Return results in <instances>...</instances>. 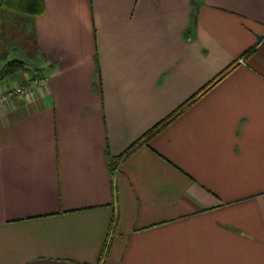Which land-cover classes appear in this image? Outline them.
<instances>
[{
    "label": "crops",
    "instance_id": "1",
    "mask_svg": "<svg viewBox=\"0 0 264 264\" xmlns=\"http://www.w3.org/2000/svg\"><path fill=\"white\" fill-rule=\"evenodd\" d=\"M44 4L46 83L0 104V264H264V0Z\"/></svg>",
    "mask_w": 264,
    "mask_h": 264
},
{
    "label": "trees",
    "instance_id": "2",
    "mask_svg": "<svg viewBox=\"0 0 264 264\" xmlns=\"http://www.w3.org/2000/svg\"><path fill=\"white\" fill-rule=\"evenodd\" d=\"M44 10H45L44 0H0V36L2 35L1 41H0V47L4 48L0 53V62L6 60L9 56L10 50L12 48H15V46H9L8 43L10 41L16 40L17 35L16 34L14 35V32L18 31L17 29L18 25L19 24L21 25L23 22H27L32 25L31 32L33 35L35 46L37 47L36 33L34 30V19L36 16L42 14ZM11 15H18L20 16L21 19L18 16L17 18H14ZM25 18L26 20H24ZM6 25H11L10 31L4 29ZM7 31L10 33H13L12 34L13 36L10 39H8L9 35L7 36ZM25 68H26V65L22 60L13 59V60L7 61L6 64L0 70V81H5L7 78L14 77L15 75L24 71ZM232 69H233V65H231L226 70H224L215 80L209 83L197 97L195 96L190 102L192 103L201 94L209 90L218 80H220L223 76L228 74V72H230ZM189 104L190 103L185 104L183 108L179 109L170 118H174L175 116H177ZM167 122H168V119L159 123L155 127H153L149 132H147L142 137V139L139 142L135 143L131 147V149H129L128 153L135 150L142 141L147 142ZM114 172L115 171L113 170V173Z\"/></svg>",
    "mask_w": 264,
    "mask_h": 264
},
{
    "label": "rangeland",
    "instance_id": "3",
    "mask_svg": "<svg viewBox=\"0 0 264 264\" xmlns=\"http://www.w3.org/2000/svg\"><path fill=\"white\" fill-rule=\"evenodd\" d=\"M14 18H17L18 15H11ZM20 18V16H18ZM21 19V18H20ZM26 20V18L24 19ZM11 25H6L4 27L5 30L10 31ZM31 24L27 22H23L21 25L19 24L17 29L18 31L14 32V35H17L16 40L10 41L8 44L9 46H15V48H12L9 52V56L6 60L0 62V70L1 68L6 64L7 61L13 60V59H19L22 60L26 68L24 71L20 72L19 74H24L26 72L30 73L31 75H35L36 73L39 74L40 72L38 70V63L36 60V46L33 40V35L31 32ZM7 31V36L9 35L8 39H10L13 35V33H10ZM2 36V35H1ZM0 36V41H1ZM18 47V48H16ZM20 47V48H19ZM4 48L0 47V53ZM41 74V73H40ZM26 77V76H25ZM7 84V82L2 81L0 82V88H3V85ZM17 86H20L19 84H16Z\"/></svg>",
    "mask_w": 264,
    "mask_h": 264
},
{
    "label": "built area",
    "instance_id": "4",
    "mask_svg": "<svg viewBox=\"0 0 264 264\" xmlns=\"http://www.w3.org/2000/svg\"><path fill=\"white\" fill-rule=\"evenodd\" d=\"M28 84L21 86L5 84L3 86V93L0 95V104L13 97L24 95L33 86H43L46 83V78L42 74H33L26 79Z\"/></svg>",
    "mask_w": 264,
    "mask_h": 264
}]
</instances>
